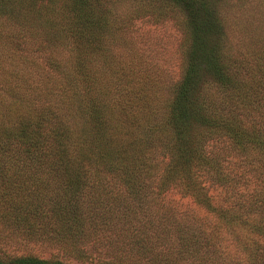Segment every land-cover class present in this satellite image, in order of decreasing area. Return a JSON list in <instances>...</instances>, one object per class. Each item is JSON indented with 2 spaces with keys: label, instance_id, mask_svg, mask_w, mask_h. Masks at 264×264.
<instances>
[{
  "label": "trees",
  "instance_id": "obj_1",
  "mask_svg": "<svg viewBox=\"0 0 264 264\" xmlns=\"http://www.w3.org/2000/svg\"><path fill=\"white\" fill-rule=\"evenodd\" d=\"M145 1L181 11L167 85L108 56L113 0H0V264H264L263 34L232 42L221 0Z\"/></svg>",
  "mask_w": 264,
  "mask_h": 264
},
{
  "label": "rangeland",
  "instance_id": "obj_2",
  "mask_svg": "<svg viewBox=\"0 0 264 264\" xmlns=\"http://www.w3.org/2000/svg\"><path fill=\"white\" fill-rule=\"evenodd\" d=\"M221 2L219 7L225 18L228 37L232 42L241 38L245 41H253L262 34L264 36V0H221ZM132 4L133 2L113 0L109 5L114 21L121 25L124 23V27L108 36V46L111 49L108 56L135 57L151 61L152 65L148 67L150 75L156 76V72L159 76L164 74V84L167 85L177 78L179 63L183 57L186 37L181 11L175 9L169 12L170 14H164L148 7L152 4L140 0L137 7L148 9L143 10L147 12H142L141 16L127 21L126 17L133 7ZM263 36L261 40L264 39ZM72 44L77 45L71 40L57 45L54 43L45 50L35 51L30 55L37 60L47 57L64 58L68 56ZM5 59L10 62L15 60L10 56ZM166 89H162L163 92H166ZM51 252L53 253L54 249L44 250L42 253L44 257H48Z\"/></svg>",
  "mask_w": 264,
  "mask_h": 264
}]
</instances>
